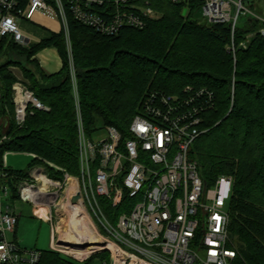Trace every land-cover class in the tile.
I'll return each mask as SVG.
<instances>
[{
	"label": "trees",
	"instance_id": "trees-1",
	"mask_svg": "<svg viewBox=\"0 0 264 264\" xmlns=\"http://www.w3.org/2000/svg\"><path fill=\"white\" fill-rule=\"evenodd\" d=\"M114 1L93 5L94 11L113 13ZM202 6L203 0H153L157 18L147 20L142 29L126 27L111 36L79 22L68 8L71 54L63 29L29 47L13 35L4 36L0 60L6 61L0 62V86L2 105L12 118L0 135L7 137L0 159L6 151L31 154L27 171L10 170L22 178L40 166L54 179H63L65 173L77 176L78 104L90 138L106 127L128 138L150 92L182 99L188 96L187 87L207 89L214 94L213 106L202 114L204 133L192 146L190 158L198 163L207 188L222 176L233 179L228 211L230 236L238 252L235 264H264V37L260 32L264 23L245 16L232 33L229 24L204 21ZM48 47L56 48L62 58L57 74H46L34 59ZM12 65L21 67L24 82L48 108L30 115L22 128L15 120L12 99L17 78L9 70ZM12 185L17 197L16 181ZM128 202L113 209L102 200L112 221ZM42 263L77 264L52 250L42 251Z\"/></svg>",
	"mask_w": 264,
	"mask_h": 264
},
{
	"label": "built area",
	"instance_id": "built-area-1",
	"mask_svg": "<svg viewBox=\"0 0 264 264\" xmlns=\"http://www.w3.org/2000/svg\"><path fill=\"white\" fill-rule=\"evenodd\" d=\"M0 0V42L13 35L21 45L17 20H32L37 14L60 20L71 54L67 9L79 22L105 35L123 28L142 29L158 14L153 0H115V11L104 15L93 5L105 0ZM248 0H203L202 16L209 23L229 24L232 33L241 17L253 16ZM264 37V27L260 30ZM74 93L78 101L72 56ZM186 98L150 92L143 114L129 127V137L106 127L90 138L78 104L79 174L50 177L44 167H34L22 178L0 166V193L31 206L34 218L52 225L51 250L77 264L101 256L104 264H235L238 252L230 236L228 202L233 179L220 177L207 188L191 148L204 133L202 114L213 106L207 89H185ZM17 125L24 127L36 111H47L23 79L13 85ZM7 139H0L1 145ZM80 195L76 203L72 199ZM122 206L112 221L102 200L113 209ZM0 200V264H43L42 251L26 249L7 233L15 234L20 215ZM72 231V232H71ZM70 233V234H69ZM72 236L73 242L66 239ZM90 236H94L92 240ZM107 254V256H104Z\"/></svg>",
	"mask_w": 264,
	"mask_h": 264
},
{
	"label": "crops",
	"instance_id": "crops-1",
	"mask_svg": "<svg viewBox=\"0 0 264 264\" xmlns=\"http://www.w3.org/2000/svg\"><path fill=\"white\" fill-rule=\"evenodd\" d=\"M17 23H18L22 36L26 40L25 45H23L26 47H29L34 44H39L40 42L45 41V40H49L54 34L60 33L63 29L60 20H51L48 17L41 15V14H37L32 20H25L22 18H18ZM34 59L38 61L41 69L48 75L57 74L62 70V67H63L62 58L60 56L59 51L54 47H48V48L43 49L34 57ZM4 61H6L5 58H2L0 60V62H4ZM9 70L17 78V80L18 79L24 80V73L19 65H12ZM11 118H12V114L10 113L9 109L7 107L4 108L2 105V91H1V86H0V135L3 134L9 127ZM9 157L10 156H7L6 158V162H7L6 163L7 165H6L3 162V155H2L0 159L1 167L9 171L10 170H15V171L23 170V169H15V167H13L14 163L11 161L12 159H9ZM30 162L28 163V166ZM12 181H11L10 187L13 190L12 183L14 181L13 182ZM0 200L1 201L3 200L1 193H0ZM16 202L25 204L21 202L20 200H18L17 197H14V195L7 201L6 200L2 201L4 207L7 205H11L15 208H16V205H15ZM16 211L20 215V217L23 216L22 211L19 212L17 208H16ZM18 224H19V221H18ZM17 229H18V225H17L16 231L14 234V238L17 241H19V239L17 238Z\"/></svg>",
	"mask_w": 264,
	"mask_h": 264
},
{
	"label": "rangeland",
	"instance_id": "rangeland-1",
	"mask_svg": "<svg viewBox=\"0 0 264 264\" xmlns=\"http://www.w3.org/2000/svg\"><path fill=\"white\" fill-rule=\"evenodd\" d=\"M249 4V5H248ZM247 6H252V11L264 19V0H248ZM206 21L205 19H203ZM243 17L240 18V23H242ZM66 37V32H65ZM10 156L9 159L14 163L15 169H23L27 171L28 163L32 160L33 156L27 153L11 152L6 151L3 154V162L6 164V158ZM7 165V164H6ZM16 208L23 212V216L20 217L17 238L19 243L27 249H36L42 251H51V245L53 240V230L52 225L47 222H42L36 218L32 217V209L28 204H21L16 202ZM7 238L13 240L14 236L11 233H7ZM72 242L74 238L68 235L66 237ZM87 264H104L101 256H96L94 259L89 261Z\"/></svg>",
	"mask_w": 264,
	"mask_h": 264
},
{
	"label": "water",
	"instance_id": "water-1",
	"mask_svg": "<svg viewBox=\"0 0 264 264\" xmlns=\"http://www.w3.org/2000/svg\"><path fill=\"white\" fill-rule=\"evenodd\" d=\"M80 198V195H76L73 199H72V203H76Z\"/></svg>",
	"mask_w": 264,
	"mask_h": 264
},
{
	"label": "bare ground",
	"instance_id": "bare-ground-1",
	"mask_svg": "<svg viewBox=\"0 0 264 264\" xmlns=\"http://www.w3.org/2000/svg\"><path fill=\"white\" fill-rule=\"evenodd\" d=\"M248 5H249V4H248ZM71 232H72V231H71ZM69 234H70V233H69ZM92 236H93V235H92ZM92 236H90V235H89V239H91V240H92L93 238H95L94 236H93V238H90V237H92ZM72 242H73V241H72Z\"/></svg>",
	"mask_w": 264,
	"mask_h": 264
}]
</instances>
